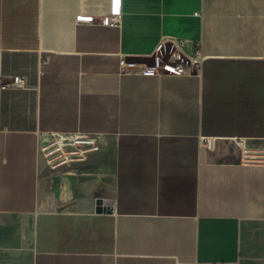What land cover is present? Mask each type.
<instances>
[{"label": "crops", "instance_id": "obj_1", "mask_svg": "<svg viewBox=\"0 0 264 264\" xmlns=\"http://www.w3.org/2000/svg\"><path fill=\"white\" fill-rule=\"evenodd\" d=\"M174 38L201 74L149 72ZM15 74L0 264H264V0H0V93ZM47 131L101 149L53 168Z\"/></svg>", "mask_w": 264, "mask_h": 264}, {"label": "built area", "instance_id": "obj_2", "mask_svg": "<svg viewBox=\"0 0 264 264\" xmlns=\"http://www.w3.org/2000/svg\"><path fill=\"white\" fill-rule=\"evenodd\" d=\"M122 14L119 9L108 15L109 24H120ZM183 41L172 39L169 41L161 40L156 48L155 65L150 67L149 72L153 74L174 73V74H201L203 61L206 55L203 51L202 44L197 42L194 56L186 55L181 47ZM125 63V60H121ZM128 67H136L135 63H125ZM12 85L24 87L27 85L25 75L14 76ZM41 150L47 163L53 168L60 166H69L75 162L84 161L90 153L101 149V134H93L84 131H47L41 132ZM239 145L243 148L245 154L252 156L250 148L242 139L238 140ZM260 160L264 161V153L258 154Z\"/></svg>", "mask_w": 264, "mask_h": 264}, {"label": "rangeland", "instance_id": "obj_3", "mask_svg": "<svg viewBox=\"0 0 264 264\" xmlns=\"http://www.w3.org/2000/svg\"><path fill=\"white\" fill-rule=\"evenodd\" d=\"M19 75V74H17ZM21 75V74H20ZM14 76H3L0 93V126L22 127L32 124L33 116L26 114V97L24 89L27 87L13 86ZM41 157L46 161L44 151Z\"/></svg>", "mask_w": 264, "mask_h": 264}, {"label": "water", "instance_id": "obj_4", "mask_svg": "<svg viewBox=\"0 0 264 264\" xmlns=\"http://www.w3.org/2000/svg\"><path fill=\"white\" fill-rule=\"evenodd\" d=\"M98 204H99V207H98L97 209H98L99 211H102V208H101V207H102V206H101V205H102V201H99Z\"/></svg>", "mask_w": 264, "mask_h": 264}]
</instances>
